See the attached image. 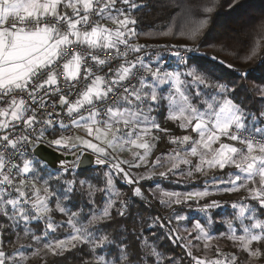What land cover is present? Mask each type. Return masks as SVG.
Returning <instances> with one entry per match:
<instances>
[{
  "label": "snow or ice",
  "instance_id": "6c2138e0",
  "mask_svg": "<svg viewBox=\"0 0 264 264\" xmlns=\"http://www.w3.org/2000/svg\"><path fill=\"white\" fill-rule=\"evenodd\" d=\"M217 3L188 0L179 25L145 30V0H0V264L78 254L80 264H182L164 241L194 264H264V64L246 102L196 59ZM165 139L172 147L156 154ZM93 162L95 177L81 178ZM153 179L199 186L146 195L141 181ZM134 198L158 201L168 219L134 210Z\"/></svg>",
  "mask_w": 264,
  "mask_h": 264
},
{
  "label": "trees",
  "instance_id": "16d2710c",
  "mask_svg": "<svg viewBox=\"0 0 264 264\" xmlns=\"http://www.w3.org/2000/svg\"><path fill=\"white\" fill-rule=\"evenodd\" d=\"M146 7L139 11L138 19L141 21L139 27L142 29H165L170 22L175 19H179L183 16L182 5H186L188 0H145ZM261 20H264V0H218L215 11L211 14V20L208 27L204 30L203 34L198 39L199 53L196 54V59L202 63L213 64L217 69V75L223 77L227 81H234L237 85V93L239 99L249 101L250 90L255 83L260 82V66L264 64V34L259 32V24ZM179 22V21H178ZM177 22V25H178ZM260 40V48L257 54L249 61L244 62V57L250 55L251 50L257 40ZM180 42L173 41L172 38H162L160 42ZM141 43L146 42L142 37ZM148 43H154L155 41H147ZM191 43V42H188ZM217 57V61H225V64H220L216 61L209 59L210 57ZM227 64H231L233 67H227ZM250 72L249 78L245 79L240 76V72ZM163 127L171 129L173 132L179 134V129L170 122L164 123ZM172 146L167 143V140H162L156 149V154L162 151H167ZM140 171H143L141 169ZM135 174V171H134ZM96 175V169L84 171L81 178L87 176L94 178ZM117 179V187L128 196H131V185H128L124 180ZM175 179V178H173ZM202 179V178H200ZM143 191L147 195L150 189L157 187L166 188L167 190L186 191L192 190L199 186V179L195 182L185 183H172L169 181H160L157 185L156 180H144ZM220 199L231 200L235 197L224 196L218 197ZM134 210L139 211L144 216H160L165 221L168 219L171 210L161 206L158 201L152 200L151 206L147 202L134 198ZM77 204H82L80 201H76ZM183 207V206H181ZM227 211V209H225ZM183 214L188 217L190 221L194 223L196 219L204 221L205 217L201 218L200 212L195 208L183 207ZM219 219V217H217ZM181 225L187 224L188 221H181ZM213 230L217 233L223 232L224 226L217 223L213 226ZM158 232H166L167 229H157ZM216 241V240H215ZM226 241V239L217 240L216 246H221L220 242ZM228 243V242H226ZM164 247L168 251L176 256L178 261L182 264H194L190 257H187L182 247L176 244H169L168 241H164ZM223 251H234L235 249L228 246V244L220 247ZM194 255H203V251L193 250ZM213 255L210 252L209 256ZM48 261H57L58 264H80L79 254L76 258L68 261H61L60 258L47 257ZM32 264H42L39 258L33 260Z\"/></svg>",
  "mask_w": 264,
  "mask_h": 264
},
{
  "label": "rangeland",
  "instance_id": "374dc122",
  "mask_svg": "<svg viewBox=\"0 0 264 264\" xmlns=\"http://www.w3.org/2000/svg\"><path fill=\"white\" fill-rule=\"evenodd\" d=\"M182 19H183V16L182 17H180L179 19H177L176 20V22H178V25L182 22ZM169 38H171V37H169ZM127 156V153H124V154H122V157H126ZM187 208V207H186ZM204 215L203 214H201V218L203 217ZM198 219H196L195 221H194V223L197 221ZM183 234V233H182ZM226 242H228V243H226ZM212 244L214 245V246H216L217 245V240L215 241H213L212 242ZM225 244H228V246H230L231 248H232V245H231V242L230 241H228V240H226L225 242L224 241H222V242H220V247H222L223 245H225ZM210 254V253H209Z\"/></svg>",
  "mask_w": 264,
  "mask_h": 264
},
{
  "label": "water",
  "instance_id": "95a60500",
  "mask_svg": "<svg viewBox=\"0 0 264 264\" xmlns=\"http://www.w3.org/2000/svg\"><path fill=\"white\" fill-rule=\"evenodd\" d=\"M84 167H85V170L84 171H88V170H92V169H97L98 168V166L95 165L94 162L91 163V164H85ZM101 167H103V166H101Z\"/></svg>",
  "mask_w": 264,
  "mask_h": 264
},
{
  "label": "built area",
  "instance_id": "2783aa9c",
  "mask_svg": "<svg viewBox=\"0 0 264 264\" xmlns=\"http://www.w3.org/2000/svg\"><path fill=\"white\" fill-rule=\"evenodd\" d=\"M165 55H167V53H164ZM191 55V54H190ZM65 91H67V89H64Z\"/></svg>",
  "mask_w": 264,
  "mask_h": 264
}]
</instances>
